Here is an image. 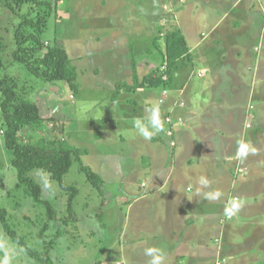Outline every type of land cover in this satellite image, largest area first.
Segmentation results:
<instances>
[{"label":"rangeland","instance_id":"obj_1","mask_svg":"<svg viewBox=\"0 0 264 264\" xmlns=\"http://www.w3.org/2000/svg\"><path fill=\"white\" fill-rule=\"evenodd\" d=\"M49 1L54 6L48 27L42 36L43 41L46 46L56 42L69 52L78 70L80 89L74 93L68 83L63 81L43 83L23 64L13 62L12 52L16 48L14 30L21 17L0 2V37L6 45L3 52L5 68L2 74L18 76L22 84L34 86L29 98L39 102L42 116L47 119L36 129H24V138L36 141L43 136L54 135L65 141L67 147L81 150V154L73 160L69 172L64 176L65 183L79 189L73 201V213L67 208L69 194L54 179L55 196L45 195L52 201L60 217L59 221L50 225L47 233L48 264H96L93 261L100 258L110 263L109 257L105 258L102 254L104 250L117 248L115 245L119 241L128 245L132 234L126 220V216H130L127 212L130 208L128 209L127 203L119 201L118 197L124 191L121 192L118 187L131 189L137 187L138 183L141 185L147 178L151 179L154 170L146 166L153 164L154 155L160 151L164 154L162 161L165 162V153L169 151L168 137L171 139L167 133L169 123L166 118L174 112L164 115L165 119L161 117L164 131L160 133L159 140H144L135 134L130 123L132 118L139 116L138 111L145 112L141 100L143 93L141 90L119 92L116 83L132 82L131 65L134 58L140 76L157 68L161 63L157 47L160 48L164 43L163 36L166 31L173 27L168 23L160 28L154 26L151 39L145 32L146 27L142 25L138 28L139 33H131V39L128 40L130 42L126 43L127 40L122 35L128 31L124 32L123 29L129 28V21L135 18L134 15L139 18L133 12L134 0ZM164 7V10L169 9L167 14L174 12L170 5L164 4ZM21 11L27 12L28 6H24ZM142 17L143 14L140 18ZM142 32L143 36L153 41L152 47L149 46L151 42L147 38H142ZM145 58L153 64L146 65ZM162 69L165 70V66ZM251 72L254 76L251 83L253 93L254 88L260 85L258 65H254ZM193 80L201 79L194 77ZM205 81L206 79H202L200 82ZM163 96L162 102L167 98L165 93ZM255 97L263 103L237 105L227 121L229 156L236 146H240L246 124L251 126V144L245 159L249 167L244 164V173H240L236 167L234 172L236 184L232 196L238 202L247 201L254 195L260 196V191L264 190L261 181L255 182L257 169L253 166L257 161L264 160V84L257 88ZM249 110L253 111V115ZM186 142L190 144L188 140ZM180 144L185 152H191V146L183 145L182 142ZM238 153L239 151L234 157ZM138 156H142L143 160H139ZM12 157L13 153L4 145L0 120V206L8 209L10 223L13 226L15 224L18 231L28 233L29 237L36 239V248H39V233L45 221L44 209L41 205H35L25 190L17 185V172L11 165ZM199 158L201 165L206 166L208 161L204 155L198 156ZM84 167L105 180L103 194L88 180L82 170ZM34 173L35 171L32 173L33 177ZM172 187L173 184L165 186L163 190L168 193L166 196L171 194ZM169 201L171 202L170 199ZM101 212L103 214L98 216ZM227 218L226 216L225 222L229 220ZM0 236L5 237L10 245L18 246L4 233L1 224ZM224 261L225 258L219 263L224 264ZM34 263L39 264L26 253L14 261V264Z\"/></svg>","mask_w":264,"mask_h":264},{"label":"crops","instance_id":"obj_2","mask_svg":"<svg viewBox=\"0 0 264 264\" xmlns=\"http://www.w3.org/2000/svg\"><path fill=\"white\" fill-rule=\"evenodd\" d=\"M134 1L133 12L139 18L134 15L129 28L123 29L128 31L122 35L126 43L130 42L131 33H139L142 25L152 39L154 26L160 28L168 23L185 36L189 57L180 63L169 86L141 89L143 108L157 103L164 119V115L174 111L173 119L172 114L167 115L170 122L166 118L167 133L171 136L167 142L169 151L164 163L160 151L154 155L153 164L146 166L154 170L151 179L131 189L118 187L124 191L119 201L130 208L126 220L131 239L128 245L119 241L117 248L104 250L102 254L109 257L110 263L101 258L93 262L147 264L144 249L158 246L166 253L165 264H221L219 261L224 258V264H264V190L260 196L240 202L239 217L237 213L225 222L223 215L233 200L235 167L244 168L242 172L238 170L240 173L245 172V165L249 167L245 159L241 162L239 154L234 155L242 146L248 149L252 137L247 123L240 146L229 156L228 117L237 105L263 103L255 92L264 84V0ZM164 4L170 5L174 12L167 14L169 9L164 10ZM150 42L152 47L153 41ZM145 64L153 62L145 58ZM254 65H258V71L260 68V85L252 93ZM194 77L206 81L193 80ZM164 93L167 98L162 102ZM249 112L253 115L252 110ZM137 114L143 116L145 112ZM159 138L160 134L152 139ZM181 142L191 146V152H185ZM202 155L208 161L206 166L198 159ZM253 166L257 169L255 182L264 185V160ZM200 176L211 181L210 187L202 191L221 190L220 199L209 201L202 193L197 195ZM171 184V194L166 196L168 193L163 189Z\"/></svg>","mask_w":264,"mask_h":264},{"label":"trees","instance_id":"obj_3","mask_svg":"<svg viewBox=\"0 0 264 264\" xmlns=\"http://www.w3.org/2000/svg\"><path fill=\"white\" fill-rule=\"evenodd\" d=\"M0 2L21 17L14 30L16 48L12 52L13 62L23 64L33 76L43 83L54 84L63 81L68 83L76 93L80 89L78 70L73 64L69 52L56 42L46 46L43 41L42 36L48 27L49 17L54 6L52 1L0 0ZM24 6H28L27 12L21 11ZM163 39L164 49L157 47L161 55V63L158 67L140 76L136 59H132V82H118V91L136 92L144 88H164L170 85L180 63L189 57V48L185 36L179 29L167 30ZM5 50L6 45L0 37L1 130H3L5 147L13 153L11 165L17 172V185L25 190L35 205H41L44 209L45 221L39 233L41 246L36 248V239L29 237L28 233L18 231L15 224L13 226L10 223L11 216L8 209L1 206L0 224L12 242L26 249V254L30 259L39 264H48L47 233L50 225L59 221L60 217L52 201L45 197L36 183L32 173L37 169L49 172L52 179L57 181L60 187L69 194L67 208L72 212L73 201L79 193V189L75 185L65 183L64 176L69 172L73 160L81 154V150L67 147L65 141L54 135H46L36 141L23 137L24 129H36L47 119L42 116L39 102L29 98L31 91L35 89L34 86L28 83L22 84L18 76L2 74V70L5 68L3 60ZM163 66H165V70L162 69ZM82 170L92 185L103 194L105 180L89 168L84 167Z\"/></svg>","mask_w":264,"mask_h":264},{"label":"clouds","instance_id":"obj_4","mask_svg":"<svg viewBox=\"0 0 264 264\" xmlns=\"http://www.w3.org/2000/svg\"><path fill=\"white\" fill-rule=\"evenodd\" d=\"M131 127L135 130V134L144 140L150 141L154 136L164 131V122L161 119L160 108L157 103H149L145 106V114L143 116L134 117L130 121ZM241 162L246 159L248 150L243 146L239 150ZM36 183L42 192L49 196H55V187L51 174L44 169H37L34 173ZM197 195H203L205 200L215 201L221 198L223 193L219 190L202 191L211 185V181L207 176H200L197 181ZM242 207V204L236 200L230 201L225 207L224 213L231 218L236 215ZM0 264H14L22 254L26 253L24 247L12 246L7 239L0 236ZM144 255L148 257L147 264H165L166 253L163 248L158 246H149L144 249Z\"/></svg>","mask_w":264,"mask_h":264},{"label":"built area","instance_id":"obj_5","mask_svg":"<svg viewBox=\"0 0 264 264\" xmlns=\"http://www.w3.org/2000/svg\"><path fill=\"white\" fill-rule=\"evenodd\" d=\"M167 121L170 122V121H171V118H170V117L167 118ZM248 126H250V124H248ZM2 133H3V130H2ZM239 171H240V172L244 171V168H241V167H240V168H239ZM234 200H237V198H234ZM228 218H229V217H228ZM101 264H107V263H101Z\"/></svg>","mask_w":264,"mask_h":264}]
</instances>
